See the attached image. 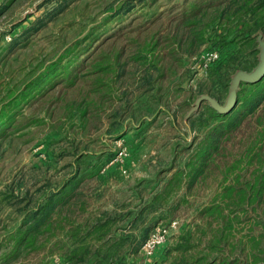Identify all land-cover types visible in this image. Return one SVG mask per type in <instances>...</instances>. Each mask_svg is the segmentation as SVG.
Masks as SVG:
<instances>
[{"label": "rangeland", "instance_id": "1", "mask_svg": "<svg viewBox=\"0 0 264 264\" xmlns=\"http://www.w3.org/2000/svg\"><path fill=\"white\" fill-rule=\"evenodd\" d=\"M239 5L219 19L223 0H0V264H264V97L199 154L207 107L264 74V29L240 25H264V1ZM46 204L51 224L17 249Z\"/></svg>", "mask_w": 264, "mask_h": 264}, {"label": "trees", "instance_id": "2", "mask_svg": "<svg viewBox=\"0 0 264 264\" xmlns=\"http://www.w3.org/2000/svg\"><path fill=\"white\" fill-rule=\"evenodd\" d=\"M225 3H227V6L224 7V9H222L221 12V16L219 17V19L223 18L224 14L227 15V12L235 5L236 2H239V6L238 9H244V12H248L250 13V16L254 14L255 11V5L259 0H223ZM227 1V2H226ZM261 2H263L264 0H260ZM194 10H197L196 8H194L192 10V12ZM191 12V13H192ZM228 16V15H227ZM228 17H226L227 19ZM239 20H242V18L239 17ZM249 22H247L246 24L244 23H240L241 27H243L244 29H246V34L250 35L256 28H258V26H260V29H264V25H260L259 22H255L254 21V25H248ZM220 30V29H219ZM217 30L216 35L220 37V42L221 44H225L226 41L225 38L228 37V34H224L222 32V30ZM226 41V42H225ZM61 57L58 58V60L52 61L49 64H46V66L44 67V69H42L41 71H39V73L37 75H34L27 83H25V86L23 87V89H21L18 93V98H23L27 95L30 94L31 90L34 88H38L40 90V88H42L44 86V84H46L47 82H51L53 79L52 77H50V79L47 81V75L51 76V75H55L57 73L56 71V66L60 63ZM151 56H147V55H143L140 56L141 62L139 64L141 65H147L145 66L141 72H143V74L139 76V80H141V83L139 82L138 85H136V91L138 89L141 88V86H143V84H148L150 82V79L152 77L153 74V70L149 69L150 64H152L151 66H155V60L152 59L151 60ZM152 61V63H150ZM126 63H121L120 66H124ZM73 67H70L71 69L66 70V74L64 75V79H66V81H72V78H74V73L72 74V70L78 66V64L74 63V65H72ZM123 70H121L120 75L123 76ZM213 75H215L216 77L219 78V80H222L223 78H221L220 75H218V72L212 71L210 72ZM64 74V73H63ZM262 74V73H261ZM259 75V73H256L255 75L250 76V81H252V83H241L244 84L243 86H248V93L241 96L240 94L242 93L241 91H244L245 87H242L240 89V91L237 92V101L234 100V97H231L229 100V103L233 102V107L230 108L228 111H226L225 113H220L216 111V103H213V105L210 107H207V118L209 120H213L214 122H216V124H214V130L212 131V133L209 134L208 137H206L205 141L203 142L202 147L200 148V158H201V162L204 163L207 162V159H209V154H211V152L213 150L216 149V143L219 139V137L221 136V134L223 133V128H229L233 125L234 120L236 121H240V118L244 116V114L240 113L243 112L241 110L242 108H245V110L249 111V110H253L254 108H256L260 103H262L263 101V97H264V74L260 75L259 78L257 80L256 77ZM56 81L60 80L61 77H56ZM52 83V82H51ZM54 85V84H52ZM40 87V88H39ZM15 92L13 90H11L10 94L12 96V94H14ZM17 98V97H16ZM17 101V99H16ZM236 104V105H235ZM2 108L0 109L1 114H0V120L2 122H6V121H11L13 119V117L11 115H8L6 112L2 111ZM239 112V113H238ZM238 113V114H237ZM204 114V112L202 113ZM219 116H223L220 118V120H218ZM226 117V119H225ZM200 121H202L201 117L198 118ZM0 121V122H1ZM205 122V121H202ZM237 123V122H236ZM1 124V123H0ZM234 127V126H233ZM5 127H3L4 129ZM2 131V128L0 127V133ZM47 207H44L43 211H34V213L32 214V219L30 221H28V218H26V223H28L27 227H25L24 229H21V231L19 232V234L17 235L16 239L14 240L15 246L17 247V249L20 248V246H33L32 242L34 240V236L40 231L39 227L43 224V225H50L51 221H52V216H53V212L54 211H47L49 208L52 207V204H46ZM31 218V217H30ZM106 225V221L104 223H102L101 225H97V226H105ZM145 236V231L141 232V237Z\"/></svg>", "mask_w": 264, "mask_h": 264}, {"label": "water", "instance_id": "3", "mask_svg": "<svg viewBox=\"0 0 264 264\" xmlns=\"http://www.w3.org/2000/svg\"><path fill=\"white\" fill-rule=\"evenodd\" d=\"M257 73H259V75L257 76V77H259V76L261 75V72H257ZM255 74H256V73H255ZM255 74H254V75H255ZM257 77H256V78H257Z\"/></svg>", "mask_w": 264, "mask_h": 264}]
</instances>
